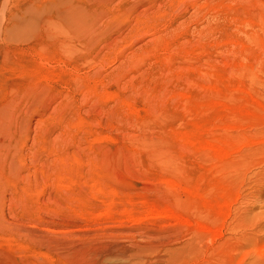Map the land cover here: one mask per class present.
Wrapping results in <instances>:
<instances>
[{
  "label": "rangeland",
  "instance_id": "374dc122",
  "mask_svg": "<svg viewBox=\"0 0 264 264\" xmlns=\"http://www.w3.org/2000/svg\"><path fill=\"white\" fill-rule=\"evenodd\" d=\"M22 1L44 0H0V264H264V162L204 146L264 130V0H75L74 30L47 5L11 31Z\"/></svg>",
  "mask_w": 264,
  "mask_h": 264
},
{
  "label": "bare ground",
  "instance_id": "6f19581e",
  "mask_svg": "<svg viewBox=\"0 0 264 264\" xmlns=\"http://www.w3.org/2000/svg\"><path fill=\"white\" fill-rule=\"evenodd\" d=\"M34 5L35 8H34ZM49 8V15L52 17H56L59 19V22L66 23L70 26L71 30L76 28V25L83 20L88 14H86L83 9L80 7V3L75 0H44L41 2L39 6L34 1L26 2L22 1L17 3L15 9L10 11L9 19L14 20V27L10 28L11 31L20 27V21L26 20H35L36 15L40 13L41 10L45 9L47 11L46 6ZM21 19V20H17ZM65 26V25H64ZM66 27V26H65ZM264 129V128H263ZM261 133H257L254 135L245 134L243 136V140L241 143V139L235 136H230L229 134L225 135H217L214 138H209L204 140V146L206 148L212 149L216 158L223 159L228 157L231 150L240 145L244 144L247 147V151L241 154V157L238 160H233L228 162L232 166H245V165H254L264 162L260 158L261 155H264V130H260ZM263 132V133H262ZM253 134V133H252ZM200 145L202 142L200 141ZM198 189H194V192H197ZM225 198V196L223 197ZM220 204V201H216L215 203L211 202V207L215 208ZM221 205V204H220ZM219 205V206H220ZM218 206V207H219ZM87 253L91 256H99L101 254L110 253L113 251L112 247H108L107 249L100 248H91ZM84 250L83 252L86 253ZM126 252H122L125 254Z\"/></svg>",
  "mask_w": 264,
  "mask_h": 264
}]
</instances>
